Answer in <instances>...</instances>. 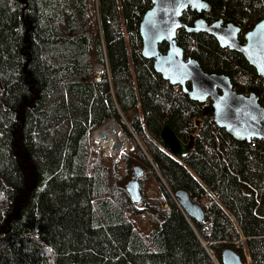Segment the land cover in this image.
<instances>
[{
  "label": "trees",
  "instance_id": "trees-1",
  "mask_svg": "<svg viewBox=\"0 0 264 264\" xmlns=\"http://www.w3.org/2000/svg\"><path fill=\"white\" fill-rule=\"evenodd\" d=\"M205 1V19L233 23L241 40L264 18V0ZM150 7L0 0V264H223L226 247L243 264H264L262 143L213 127L210 107L174 91L142 57L139 25ZM197 17L187 11L181 21ZM177 43L185 60L226 75L264 107L262 79L241 54L205 33L180 30ZM165 119L183 143L193 138L188 154L164 150ZM109 121L129 151L107 164L91 138ZM134 165L143 172L140 204L125 190ZM153 182L157 199L145 193ZM179 190L203 221L174 201ZM139 214L150 217L146 234Z\"/></svg>",
  "mask_w": 264,
  "mask_h": 264
},
{
  "label": "water",
  "instance_id": "water-1",
  "mask_svg": "<svg viewBox=\"0 0 264 264\" xmlns=\"http://www.w3.org/2000/svg\"><path fill=\"white\" fill-rule=\"evenodd\" d=\"M151 7L144 13L139 25L142 40L141 55L153 62L154 71L171 86H179L181 92L196 103L210 101V110L216 126L239 142L258 140L264 153V107L255 93L247 95L233 89L229 77L203 71L194 58L185 60L183 49L177 43V33H205L213 37L222 49L243 56L262 79L264 86V18L250 30L242 33L231 22L218 19L207 23L203 18L195 19L190 25L181 21L187 11L202 14L210 11L204 0H150ZM165 43L166 51L159 46ZM102 68V67H101ZM102 73V72H101ZM164 150L174 157H181L193 149V138L183 143L165 119L159 132ZM143 175L140 167L133 168V176L125 184L131 202L142 201L138 179ZM175 202L193 220L203 221L202 207L191 201L186 191L175 192ZM204 246V244H203ZM223 264H243L238 254L229 247L221 252Z\"/></svg>",
  "mask_w": 264,
  "mask_h": 264
},
{
  "label": "rangeland",
  "instance_id": "rangeland-1",
  "mask_svg": "<svg viewBox=\"0 0 264 264\" xmlns=\"http://www.w3.org/2000/svg\"><path fill=\"white\" fill-rule=\"evenodd\" d=\"M98 68H100V67H95L94 70L97 72ZM109 123L113 124L117 128V130H118V132L120 134V138L119 139L125 143V147H124V149L122 151H124V152L127 151L128 152L129 151V145L127 143V140L124 138L123 134L121 133V131L118 129V127L115 125V123L113 121H109L107 124H109ZM107 124H105L104 126H106ZM101 129H99L98 131H100ZM98 131H96V132H98ZM96 132L93 133V137L91 138L94 141V143H93L94 145L93 144L91 145L92 150L97 151L98 149H100L102 151L101 152V155H102L105 163H107V164H110L111 163L110 158H112L115 162H117L118 159H119L118 156H114L112 153H107L106 150H105V148H103L95 140V134H96ZM93 141H91V142H93ZM115 158H118V159L115 160ZM135 167H139V166H135ZM121 172H123V171H121ZM156 192H157V187H156V185L153 182L150 185V187L149 186L147 187V189L145 191L146 197H148L150 199H157V196H156L157 193ZM174 201H175V196H174ZM165 207L166 206H163V208H165ZM137 222H138L139 227L141 228L140 231L143 232L144 234H146V232H148L150 230L151 220H150V217L148 216V214H139L138 217H137ZM202 244H204V242H202ZM204 246H205V244H204Z\"/></svg>",
  "mask_w": 264,
  "mask_h": 264
},
{
  "label": "bare ground",
  "instance_id": "bare-ground-1",
  "mask_svg": "<svg viewBox=\"0 0 264 264\" xmlns=\"http://www.w3.org/2000/svg\"><path fill=\"white\" fill-rule=\"evenodd\" d=\"M102 72V68H98L97 72L100 74ZM120 134L117 128L109 123L104 126L100 131L96 132L95 140L105 148L107 153H112L115 156L120 155V152L124 149L125 143L121 141Z\"/></svg>",
  "mask_w": 264,
  "mask_h": 264
},
{
  "label": "built area",
  "instance_id": "built-area-1",
  "mask_svg": "<svg viewBox=\"0 0 264 264\" xmlns=\"http://www.w3.org/2000/svg\"><path fill=\"white\" fill-rule=\"evenodd\" d=\"M99 80V77L97 76V78L95 79V81H98ZM169 85V84H168ZM171 86V85H169ZM174 88V91H178V90H181L179 86H172ZM211 103L210 101H206L205 103L201 104L202 107L206 108V107H210ZM210 122L212 123V126L213 127H217L216 124L214 123L213 121V116L211 115L210 117ZM115 156V155H114ZM119 156V155H118ZM118 158H115V160H117Z\"/></svg>",
  "mask_w": 264,
  "mask_h": 264
},
{
  "label": "flooded vegetation",
  "instance_id": "flooded-vegetation-1",
  "mask_svg": "<svg viewBox=\"0 0 264 264\" xmlns=\"http://www.w3.org/2000/svg\"><path fill=\"white\" fill-rule=\"evenodd\" d=\"M205 1V0H204ZM208 3V2H207ZM209 4V3H208ZM210 5V4H209ZM210 8H211V6H210ZM210 11H211V9H210ZM209 11V12H210ZM191 12V11H190ZM209 12H203L202 14H198V17L197 18H199V17H201V18H203L207 23H210V22H212V21H215V20H210V21H207L206 19H205V17L203 16V14H208ZM196 13V12H195ZM197 14V13H196ZM196 18V19H197ZM218 20V19H217ZM133 176V172H132V174L130 175V178H129V180L131 179V177ZM128 180V181H129Z\"/></svg>",
  "mask_w": 264,
  "mask_h": 264
}]
</instances>
